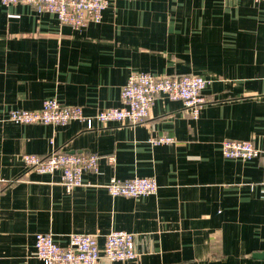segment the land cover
I'll list each match as a JSON object with an SVG mask.
<instances>
[{"label":"crops","instance_id":"obj_1","mask_svg":"<svg viewBox=\"0 0 264 264\" xmlns=\"http://www.w3.org/2000/svg\"><path fill=\"white\" fill-rule=\"evenodd\" d=\"M200 75L206 102L192 119L157 95L147 119L86 129L15 124L12 109L46 98L84 114L121 105L131 72ZM170 135V144L150 137ZM250 140V160L221 153ZM96 154L89 185L67 190L59 170H29L24 153ZM114 156V163L107 156ZM153 177L155 195L115 196L110 178ZM134 234L135 260L97 264H264V1L111 0L99 23L73 29L28 4H0V264H43L35 235Z\"/></svg>","mask_w":264,"mask_h":264},{"label":"built area","instance_id":"obj_2","mask_svg":"<svg viewBox=\"0 0 264 264\" xmlns=\"http://www.w3.org/2000/svg\"><path fill=\"white\" fill-rule=\"evenodd\" d=\"M111 0H0L4 6L14 4L31 5L38 12L55 14L61 24L80 29L89 23H99L102 12ZM261 2L264 0H252ZM210 80L200 75H153L149 72H131L121 87L118 107H110L86 115L78 105H65L56 98H46L40 108L12 109L8 119L15 124L65 125L70 121H81L86 129L109 123L136 124L147 119L157 95L169 100H181L192 119H197L206 99L202 91ZM173 136L161 135L148 139L149 144H170ZM221 153L225 158L250 160L261 153L250 140L225 139L221 142ZM21 159L25 166L40 174L61 172L62 185L70 190L77 186L89 185L83 179L85 172H98L99 156L96 154H70L52 151L47 156L24 153ZM114 163V156H107ZM158 184L153 177L130 179L110 178L105 184L112 196L141 197L155 195ZM35 255L43 264H97L105 259L110 262L135 260L134 234L124 230H111L105 235L102 247L98 246L95 235L71 233L68 243L60 246L51 233L35 235Z\"/></svg>","mask_w":264,"mask_h":264},{"label":"water","instance_id":"obj_3","mask_svg":"<svg viewBox=\"0 0 264 264\" xmlns=\"http://www.w3.org/2000/svg\"><path fill=\"white\" fill-rule=\"evenodd\" d=\"M254 257L255 258H259V259L264 258V252L263 253H258Z\"/></svg>","mask_w":264,"mask_h":264}]
</instances>
